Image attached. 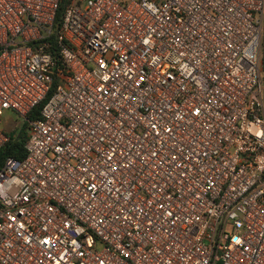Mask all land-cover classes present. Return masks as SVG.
I'll return each mask as SVG.
<instances>
[{"label": "built area", "instance_id": "1", "mask_svg": "<svg viewBox=\"0 0 264 264\" xmlns=\"http://www.w3.org/2000/svg\"><path fill=\"white\" fill-rule=\"evenodd\" d=\"M7 111L0 264H264V0H0Z\"/></svg>", "mask_w": 264, "mask_h": 264}, {"label": "trees", "instance_id": "2", "mask_svg": "<svg viewBox=\"0 0 264 264\" xmlns=\"http://www.w3.org/2000/svg\"><path fill=\"white\" fill-rule=\"evenodd\" d=\"M61 13H62V5L56 14L55 22L58 23V21L60 20V17H61ZM52 90H53V88L51 87V89L47 93V97L52 92ZM47 97H45L38 105L33 107L28 112V114H27L28 118H34V117L39 116L40 108L42 107V105L45 102ZM24 126H27L26 122L24 123ZM24 126L17 133H10L9 132V139L0 148V163L7 156H13L17 159L24 157V155L26 153V148H25L24 144H25V141L27 139V132H26V128H24Z\"/></svg>", "mask_w": 264, "mask_h": 264}, {"label": "rangeland", "instance_id": "3", "mask_svg": "<svg viewBox=\"0 0 264 264\" xmlns=\"http://www.w3.org/2000/svg\"><path fill=\"white\" fill-rule=\"evenodd\" d=\"M25 119L15 112L7 111L3 116L2 126L10 133H17L24 126ZM26 128V126H24Z\"/></svg>", "mask_w": 264, "mask_h": 264}]
</instances>
